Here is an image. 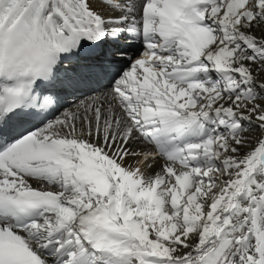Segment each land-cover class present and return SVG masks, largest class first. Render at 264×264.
Listing matches in <instances>:
<instances>
[{
  "label": "snow or ice",
  "instance_id": "1",
  "mask_svg": "<svg viewBox=\"0 0 264 264\" xmlns=\"http://www.w3.org/2000/svg\"><path fill=\"white\" fill-rule=\"evenodd\" d=\"M0 264H264V0H0Z\"/></svg>",
  "mask_w": 264,
  "mask_h": 264
},
{
  "label": "bare ground",
  "instance_id": "2",
  "mask_svg": "<svg viewBox=\"0 0 264 264\" xmlns=\"http://www.w3.org/2000/svg\"><path fill=\"white\" fill-rule=\"evenodd\" d=\"M141 50L143 51L142 48L137 47V46H132L128 48V53L129 55L136 56L137 52ZM72 64H70L68 61L65 62V65L63 67H70ZM104 86V89L106 90L108 82H106L104 79H101L98 81V83L92 85V87H97L99 88L100 86ZM61 94H64L63 97V108H68L71 107L72 104L77 103L80 99H83L84 97L90 95L91 93L87 89H80L77 91H61ZM61 109V111L63 110Z\"/></svg>",
  "mask_w": 264,
  "mask_h": 264
}]
</instances>
